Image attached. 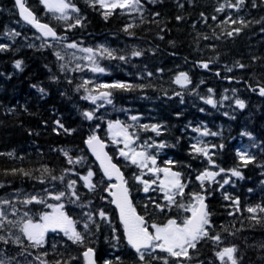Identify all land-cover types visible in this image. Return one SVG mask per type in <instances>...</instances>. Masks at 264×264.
<instances>
[{"label":"trees","instance_id":"trees-1","mask_svg":"<svg viewBox=\"0 0 264 264\" xmlns=\"http://www.w3.org/2000/svg\"><path fill=\"white\" fill-rule=\"evenodd\" d=\"M26 1L41 21L53 25L67 39L59 43L42 39L22 21L15 0H0V44L10 45L7 50H0V153H4L0 155V185H3L0 187V198L11 199L19 193L23 199L25 195L39 193L44 188L51 189L53 184L57 191L64 190V184L48 180L46 174L45 183L35 177L40 176V170L45 166L55 176L61 175L65 169H74L66 176L65 183L68 179L77 180L80 201L77 204L64 202L68 214L78 221L77 229L84 232L83 213L98 209L108 214L111 225L97 218L99 229L92 227L90 233H85L83 244H73L60 231H50L47 243L41 249L31 248L26 239L23 245L0 242V255L9 260L6 264H40L35 257L43 252L48 253L46 257L42 256L48 264L70 257H76L71 264H84L82 254L89 246L97 251L100 264L109 259L115 262L116 257H120L124 264H132L136 260L134 250L124 238L110 196L103 190L108 182L85 143L93 133L109 140L110 151L127 175L135 204L144 214V204L149 203L151 208L148 198L163 202V194L142 191V185L133 179V174H139L140 169L119 156V148L123 145L112 143L107 128L108 121L137 123L130 120L133 115L140 117L139 124L165 125L166 130L159 136L151 131H140V140L151 138L169 145L150 151L157 156L159 167H164L169 159L178 162L174 170L182 172L185 180L190 181L181 200L186 204L190 192L201 191L195 176L205 168H211L205 158L191 153L190 145L199 136L192 130L194 127H207L211 132L218 133L202 139L208 144L224 145L222 149H213L216 153L213 158L219 167L225 169L237 167V150L249 136L244 133H250L255 138L257 144L251 155L256 160L241 169L244 179L233 177L223 189L215 183L208 189L211 192L207 201L214 225L212 232L219 233L222 242L216 245L211 240H203L196 250L190 252L191 261L220 264L215 251L235 244L239 248L238 258L242 257L240 264H264V247H261L264 245V223L250 221L247 212L228 215L232 210L231 202L223 198L225 192L239 197L242 210L248 205L264 202V96L259 95L257 88L264 87V0H245L239 11L226 7L224 12H217L216 9L222 3L227 4L228 0H156L155 3L143 0L142 17L139 13L122 14L118 11L107 20L99 5L92 6L89 0H73L80 9L79 13H73V21L79 16L83 19V26L72 29L66 27V22L58 21L48 13L40 0ZM253 4L256 6L253 7ZM177 16L183 19L177 20ZM228 17L235 20L243 18L249 22L248 26L238 35L229 37L227 31L240 25L222 23ZM133 21L137 27L131 30L134 35H128L123 28ZM10 31L20 35L9 37L7 33ZM205 36L208 38L204 39ZM72 41L83 47L105 45L116 50L118 55L127 56L128 60H100V65L106 69L104 74L93 73L87 67L83 71H72L76 63L87 64L82 59H73L72 52L64 47ZM42 44L45 46L41 47ZM77 50L73 51L76 57H82ZM133 50L144 54L132 57L130 53ZM57 51L65 56L64 61L58 60ZM17 60L22 61V69L15 67ZM200 62L212 65L204 70ZM62 63L66 65L65 70L60 67ZM238 64L245 67L240 68ZM229 68L232 71H228ZM160 69L163 71H158ZM147 72L153 75L149 77ZM180 72L189 75L191 84L182 86L174 83ZM83 80L93 81L90 88L95 84L117 81L144 87L133 91L113 90V103L104 104L96 111L97 118L89 121L82 113L94 110L96 105L83 99L86 94L83 89L76 91ZM41 88L44 93L39 91ZM208 89L213 92L209 93ZM209 95L217 100L215 107L206 103ZM225 96L229 99H223ZM237 98L246 102L244 109L235 105ZM57 120L70 131H57ZM61 150L68 151L73 159L83 157V163L69 165ZM9 152H14L15 158L6 155ZM13 168H23L32 172V176L12 175L10 170ZM88 170L96 174L93 182L98 186L94 192H89L76 175L79 173L82 177ZM143 171L144 179H155L147 169ZM222 178L225 174L217 180L222 182ZM249 189L253 191L249 192ZM48 203L56 201L49 198ZM80 204L85 207H79ZM16 206L21 211L31 209L36 216L47 210L43 205ZM186 215L188 213L182 210L173 209L166 214H154L150 223H162L169 217L179 220ZM224 228L227 231H223ZM114 236H119V241ZM157 255L165 254L157 251ZM154 264H162V261H155Z\"/></svg>","mask_w":264,"mask_h":264},{"label":"snow or ice","instance_id":"snow-or-ice-1","mask_svg":"<svg viewBox=\"0 0 264 264\" xmlns=\"http://www.w3.org/2000/svg\"><path fill=\"white\" fill-rule=\"evenodd\" d=\"M45 6L48 13H51L53 17L58 21L66 22L68 29L76 28L77 26H83V19L77 16L73 21V13H79L80 9L76 6L73 0H40ZM92 6L99 5V8L103 10V17L107 20L110 16L120 13H139L142 17L143 14V0H89ZM155 3L156 0H151ZM245 4V0H236L232 3L228 0L227 4H220L216 9L217 12H224L225 8H232L239 11ZM15 5L18 7L19 16L22 20L36 28L42 37L52 38L53 41L59 43L60 41L66 40V36H58L57 31L48 23H42L35 13L26 5V0H15ZM183 7V5H180ZM256 5L253 4V7ZM154 15L159 16V13ZM203 16V13H201ZM177 20H182L183 17L177 16ZM212 19H216L215 16ZM71 21V22H70ZM224 24L231 23L232 25L239 24L238 27H233L230 31H227V36L232 37L238 35L244 27L248 26L249 22H246L243 18L238 20L228 17L227 20L222 21ZM137 27L135 21L125 25L123 31L128 35H134L131 31ZM9 37L19 36V32L10 31L7 33ZM163 37H161L162 39ZM208 37H204L207 39ZM32 45H29L31 47ZM45 45H41L44 47ZM10 47L8 44H0V50H7ZM67 49H78L84 53L82 57H76V53L72 52L73 59H82L87 61L86 65L76 63L72 71H83L85 67L93 73L104 74L106 69L99 63L102 59H119L121 61H127L128 57L125 55H118L116 50L110 49L105 45H99L97 48L83 47L82 44L72 41L64 45ZM144 53L140 50L131 51L132 57H140ZM56 57L60 61L65 60V56L61 55V52H55ZM255 59V58H254ZM210 62H200V66L204 69L209 68ZM240 68H244V64L237 65ZM17 69H22V61L17 60L15 62ZM62 70L66 69L65 64L60 65ZM158 71H163L160 69ZM228 71H232L231 68ZM152 72H147V76L151 77ZM219 75V73H217ZM71 82V81H69ZM191 79L186 72H180L174 80V83L187 86L191 84ZM203 83V81H201ZM91 80H83L76 88V91L84 90L86 93L83 97L85 100L91 101L96 108L92 111H84L82 115L85 119L91 121L96 119V111L104 104H112L113 90L121 91H133L136 88H143L144 85H134L128 82L117 81L113 83H100L95 84L93 87ZM255 91V89H253ZM259 94L264 96V87H259ZM41 93H44V89H39ZM209 93H212V89H208ZM179 95V93H177ZM204 99V97H201ZM223 99L227 100L229 97L225 96ZM102 103H98L101 102ZM206 103L215 107L217 100L213 96L209 95L206 99ZM235 105L239 109L246 107V102L242 99L237 98ZM203 111V109H201ZM179 115V114H178ZM227 115V113H225ZM130 120L137 123H125L120 120L108 121L107 128L111 135L112 143L117 145H123L119 148V156L125 158L126 161L130 162L131 165H135L140 169L139 174H133L134 181L142 185V191L149 193V191H155L162 193V201L158 202L149 197V203L143 205L144 214L137 211L133 204L131 191L128 187V181L124 177V173L120 167L113 162L112 156L105 151V143L100 139L98 135L93 133L87 137L85 141L87 147L95 155L96 159L100 162V168L103 172L104 177L108 181L115 179L116 183H108L103 189L111 196V203L115 204L119 210V220L123 227V235L132 249H134L136 260L132 264H154L155 261H162V264H186V261H191L192 255L190 250H196L198 244L203 240H211L214 244L219 245L222 242V237L219 233L213 234L212 228L214 227L212 222V213L209 210V206L206 203L208 196L211 195L209 187L211 184H218L220 189H223L225 185H229L232 182V178L244 179L242 168H246L249 164L254 163L256 157L250 155L247 151L237 150L238 165L231 169H225L219 167L213 158L216 153L213 149L224 147L223 144H208L202 138L207 136H216L218 133L211 132L207 127L197 126L192 130L199 133V136L195 138V142L190 145L191 153L197 157H203L207 160L211 168H205L200 171L196 176L195 180L199 182L201 191L190 192L188 194L189 202L183 203L181 200L185 197V189L188 188L190 181H186L183 177V173L174 170L177 161L169 159L165 162L164 167L157 166V156L151 154L152 149H163L169 147L164 142H156L149 138L148 140H140V131H151L157 136L161 135L166 130L164 124H139L140 117L133 115ZM58 125L57 131L63 130L68 133L70 130L65 128L59 120L55 122ZM97 127H99L97 125ZM131 129H137L133 131ZM74 131V130H73ZM244 135H251L250 133H244ZM63 155L67 157V163L69 165L82 164L84 161L83 157H77L73 159L68 151L61 150ZM4 155V153H0ZM6 155L15 158L14 152H9ZM22 159V157L20 158ZM144 169H147L148 173L155 176V179L147 180L144 179ZM216 169V170H212ZM74 169H65L64 172L55 176L52 175V170L42 167L40 170V176L35 177L41 183H45V174L50 181H59L64 184V190L57 191L55 184L52 185L51 189L44 188L41 192L36 194L25 195L23 199L20 198V194H15L14 198H0V242L8 244L9 242L23 245L25 239L29 242V246L34 249H41L47 243V235L51 232L60 231L63 232L64 236L73 244H83L85 241V233H90L91 228L95 227L97 230L100 225L96 222L97 218L105 221L111 225V220L108 214L103 209H98L96 212L88 211L83 213V229L82 233L77 229L78 221L73 219L66 211L65 200L71 204H77L80 201V196L77 193L76 185L77 180L68 179L65 183L66 176L73 172ZM12 175H23L25 177H31L32 172L25 171L23 168H13L10 170ZM225 174V178H222V182L217 180V177H221ZM80 180L83 181L84 187L89 192H94L97 189V183L93 182V178L96 175L92 170H88L84 176H79ZM104 183V181H100ZM155 186V187H154ZM3 187V185H0ZM252 192V189L248 190ZM56 201V203H48V199ZM106 198V197H105ZM179 198V199H178ZM224 200L230 201L231 211L228 215L235 216L237 213L247 212L250 214L247 218L250 221H254L256 224L264 223V202L257 203L255 205H248L243 210L241 209V202L239 197H233L225 192ZM21 204L24 206L29 205H43L50 211H41L38 216L31 213V209L21 211L16 205ZM91 202H89L90 206ZM79 207L83 208L85 205L80 204ZM173 209L182 210L188 215L181 219L169 217L162 223L151 222L154 214H166L171 212ZM12 216L13 218H9ZM16 230V233L13 232ZM115 232L116 230L113 229ZM223 231H227L226 228ZM235 235V233H232ZM119 241V236L113 237ZM53 247H55L53 245ZM264 247V245H261ZM163 253L165 255H157ZM239 248L233 244L231 246H224L218 251H215V257L219 260L220 264H240L242 257L237 256ZM48 255L47 252H43L41 255H37L35 259L40 264H48L47 260L42 259ZM85 264H97L96 252L94 248L88 247L82 254ZM76 257H70L68 260H57L56 264H71L72 260ZM0 264H6L5 259H0ZM103 264H124L120 257L113 260H104ZM203 264V261L200 262Z\"/></svg>","mask_w":264,"mask_h":264},{"label":"water","instance_id":"water-1","mask_svg":"<svg viewBox=\"0 0 264 264\" xmlns=\"http://www.w3.org/2000/svg\"><path fill=\"white\" fill-rule=\"evenodd\" d=\"M209 65H210V63H209ZM100 137V136H99ZM101 139V138H100ZM102 140V139H101ZM103 141V140H102ZM104 143H105V145H106V147H105V151L111 156V154L109 153V151L107 150V143L104 141ZM91 151V150H90ZM92 153V152H91ZM93 154V153H92ZM94 155V154H93ZM94 157H95V155H94ZM96 158V157H95ZM97 160V159H96ZM98 161V160H97ZM114 162V161H113ZM98 163H99V165H100V162L98 161ZM115 163V162H114ZM117 164V163H116ZM117 166L119 167V165L117 164ZM121 169V168H120ZM122 171V170H121ZM125 177V176H124ZM113 180H115V179H113ZM115 205V204H114ZM118 212H119V210H118ZM98 264V263H97Z\"/></svg>","mask_w":264,"mask_h":264}]
</instances>
